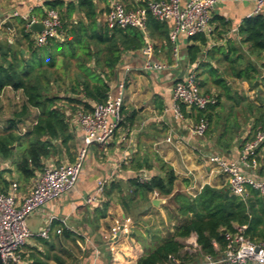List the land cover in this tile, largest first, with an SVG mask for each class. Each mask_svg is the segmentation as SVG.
<instances>
[{
    "label": "crops",
    "instance_id": "obj_1",
    "mask_svg": "<svg viewBox=\"0 0 264 264\" xmlns=\"http://www.w3.org/2000/svg\"><path fill=\"white\" fill-rule=\"evenodd\" d=\"M46 1L53 0H44ZM62 1L72 2L75 6L78 3V0ZM93 1L96 20L101 26H106V15L112 2L118 1L126 9L141 7L142 2ZM189 1L182 0V5ZM42 4L44 6V3ZM44 9L46 7L42 8L37 0H0V46L16 48L21 50L22 54H27L26 42L20 34V29H25L22 16L42 19L45 16ZM15 13L18 16H15ZM261 13H264V9ZM254 15V0L225 1L218 4L212 12L211 30L206 34L208 42L202 47L201 58L196 64H190L187 57V47L193 42L185 36H180L177 42L171 41L169 32L172 23L167 22L168 37L159 36L158 32L151 33L154 37L147 31L142 32L146 38L145 46L149 42L154 47L153 61L164 65L163 70L146 69L144 46L136 51L124 52L116 68L112 72L107 70L108 78L100 74L109 84V95L113 98L119 95L120 86L124 85V121L108 143L93 144L87 149L76 187L29 216V228L34 235L20 251V264H29L30 255L35 251L46 252L40 243V239L44 238L38 237V233L52 224V236L49 234V238L45 240H50L51 236L53 253L62 257L65 264H136L146 252L154 249L159 243L153 245L152 239H149L151 227L148 222L153 223L158 219L161 225H171L173 228L169 235L175 226L182 223V218L175 214L176 204L170 203L171 197H160L157 193H150L144 198L134 196L135 206L132 211L135 214L132 218L122 206V200L118 201L121 195L126 197V201L132 198L129 180L139 178L140 182H147L154 175H162L160 161L170 166L177 177L174 194L183 193L196 197L206 185L228 187L227 176L210 157L219 156L228 161L237 159L251 132L253 120L247 112L245 99L258 106L264 105V70L260 68L254 86L237 78L244 64H260L249 57L248 45L243 44L238 35L242 20ZM222 19H225L227 24L222 25ZM78 22L88 25L85 13L76 10L69 23ZM36 36V33H32L31 38L34 40ZM231 46L239 50L241 60L236 61L235 55L230 53ZM233 62L236 63L232 64ZM191 71L197 75L201 92L215 95L219 102L217 107L206 111L209 116L206 119L208 130L203 137L195 136L192 131L193 126L201 122L198 120L196 109L186 106L182 117H177L173 108L174 85ZM96 73L99 74V71ZM71 76L74 77V73H71ZM53 89L58 92L55 85ZM67 89L66 86L65 90ZM60 92L61 95L65 93ZM8 96H11L16 104L14 117L24 101L21 91L6 88L0 93V138L6 134L9 121L13 118L6 112ZM17 108L20 109L17 111ZM80 108L77 107V110ZM66 109L68 121L73 126L74 146L69 155L61 148L56 156L45 160V166L60 167L73 163L84 148L85 135L73 120L74 112ZM38 114L34 115L31 110L30 117L25 120L26 126L21 128L22 133L27 132L36 123ZM12 149L17 151L11 158H4L0 154V193L9 194L12 191V183H16V198L17 202L21 203L29 194L34 178L28 183L18 180L16 163L23 150L17 149L16 145L12 146ZM261 159H264V156H261ZM103 180H106V184L99 201L86 205V198L96 191L98 183ZM156 199L161 201L158 205L153 204ZM105 207L107 210L104 213ZM36 217H40L42 221L41 226L37 228L32 220ZM60 225L71 233L70 238L57 232ZM111 233L113 239L108 237ZM168 236H162L160 240ZM95 238L105 240L108 249L104 246L105 241ZM83 245L93 246L90 252L87 251V257L82 254L86 257L83 263L76 260L74 262L76 250L85 251ZM78 257L83 258L81 255ZM50 264L58 263L53 261Z\"/></svg>",
    "mask_w": 264,
    "mask_h": 264
},
{
    "label": "trees",
    "instance_id": "obj_2",
    "mask_svg": "<svg viewBox=\"0 0 264 264\" xmlns=\"http://www.w3.org/2000/svg\"><path fill=\"white\" fill-rule=\"evenodd\" d=\"M44 6L59 12L61 26L58 37L50 38L43 46H36L31 38L32 32L21 28L20 34L26 42L27 54H22L16 48L0 46V93L11 88L21 91L24 100L21 109L9 121L6 134L0 138V154L4 158L13 157L17 151L12 149L14 145L23 150L16 163V171L24 183L41 172L45 168V160L56 156L61 148L65 149L66 154L71 153L75 137L66 108L71 112H75L77 107L91 110L94 104L105 102L110 87L100 74L108 78L107 70L112 72L116 68L124 52L139 50L146 44L145 35L139 29H109L98 25L93 0H78L77 6L72 2L53 0L44 2ZM145 6L146 3L141 2V7ZM76 10L85 13L87 26L82 22L69 23ZM225 24L227 22L222 19V25ZM147 32L152 37L151 33L154 32L168 37V23L149 16ZM238 35L242 43L248 45L249 57L260 64H244L237 78L254 86L260 68L264 70V13L244 18L239 25ZM189 40L193 43L187 47L188 61L196 64L208 37L201 34ZM230 53L235 55L236 61L242 59L236 47L231 46ZM71 73H74V77ZM54 85L58 92L54 91ZM60 91H64V95ZM245 101L247 112L253 119L248 140L257 130L264 131V105H255L248 99ZM218 105L217 101L207 109ZM185 107L180 105L182 113ZM32 109L39 112L36 123L22 133L19 125L30 117ZM207 109L197 110L198 120L208 119ZM263 148L264 144L258 150L260 168L253 175L264 180V159H261L264 156ZM160 170L162 175H154L147 182H140L139 178L129 180L132 198L128 202L123 197L122 206L129 212L128 205L132 204V208L135 206L134 196L144 198L150 193H157L160 197H171L170 203L176 204L175 214L182 218V223L175 226L168 237L161 239L136 264H165L170 257L177 259L179 264H196L202 255L216 257L226 247L225 233L235 232L238 228H244V235L249 240L264 242V194L249 188L247 196L241 198L232 195L227 186L217 188L210 185H206L196 197L174 194L177 181L174 171L163 161H160ZM106 210L105 207L104 213ZM59 230L62 236L70 238L71 233L63 225H60ZM51 236L48 241L40 239L46 252L31 253L29 264H50L53 261L65 264L62 257L53 253ZM191 237L195 238L201 253L193 254L185 249L183 240Z\"/></svg>",
    "mask_w": 264,
    "mask_h": 264
},
{
    "label": "built area",
    "instance_id": "obj_3",
    "mask_svg": "<svg viewBox=\"0 0 264 264\" xmlns=\"http://www.w3.org/2000/svg\"><path fill=\"white\" fill-rule=\"evenodd\" d=\"M225 1L241 2L244 0H190L184 5H182V0H142L146 6L134 9H126L122 3L115 1L109 7L105 22L109 29L136 28L146 33L147 20L151 16L159 22H171L169 38L177 42L180 36L191 38L208 34L211 30L213 10ZM254 1L255 14L261 13L264 9V0ZM37 2L44 8L42 4L44 0H37ZM44 11L45 16L42 19L35 16H22L26 32L34 33L31 26L35 23L45 26L44 31L36 34L34 39L36 46H43L50 38L58 37V30L61 26L60 16L56 10L46 8ZM14 15L18 16L17 13ZM143 54L146 57V69L163 70L165 68L164 65L153 61L154 47L151 43L147 42ZM123 99L124 85L122 84L117 97L113 98L109 95L105 102L94 104L91 110L78 109L74 112L73 120L85 135L84 148L73 163L60 167L45 166L34 177L33 186L21 203L17 202L18 185L16 183H12V191L9 194L0 193V253L4 264H20L21 262L20 251L34 235L28 226L27 218L50 201L59 199L72 191L80 180L87 149L93 144H106L114 137L116 129L124 121ZM173 100V108L177 117H182L181 104L188 108L205 110L217 103L215 95L201 92L194 71L176 81ZM69 124L71 125L70 122ZM207 130V121H201L192 128L194 135L198 137H203ZM263 144L264 131L257 130L252 138L244 143L237 159L228 161L219 156L210 157V160L216 163L222 173L227 176L228 187L232 195L244 198L249 188L264 194V180L253 175L260 168L257 157L259 156L258 150ZM105 184L106 180L98 183L96 191L86 198V205H93L99 201ZM50 227L48 225L40 231L38 237L48 239ZM243 229L238 228L235 232H226L225 249L216 257L202 255L196 264H264V242L249 240L244 235ZM57 232L61 233V230ZM186 240H188L187 245H194V253H201L194 237ZM165 264H179V261L170 257L168 263Z\"/></svg>",
    "mask_w": 264,
    "mask_h": 264
},
{
    "label": "rangeland",
    "instance_id": "obj_4",
    "mask_svg": "<svg viewBox=\"0 0 264 264\" xmlns=\"http://www.w3.org/2000/svg\"><path fill=\"white\" fill-rule=\"evenodd\" d=\"M15 109H16V104H14V102L12 101V98H11V96H8V100L6 99V112H7V114H9V117H13L14 118V112H15ZM20 108H17V111L19 110ZM32 112H33V114L34 115H37L38 114V112H37V110L36 109H32ZM23 126H26V122L24 121V122H22L20 125H19V127H20V129L23 127ZM29 129V127L27 128V130ZM21 132H22V129H21ZM19 149H21V148H19ZM18 180H20L19 179V176H18ZM127 194H130V193H127ZM131 195V194H130ZM129 195V196H130ZM122 196V197H121ZM120 197H119V199H118V201L120 202L121 200H122V198L123 197H125V196H123V195H121ZM128 196V197H129ZM126 198V197H125ZM128 202H129V198H128ZM128 209H129V212H127L126 211V213L128 214V216H130L131 218H132V204H129L128 205ZM32 220H34V226H36V228H37V226H41V224H42V221H41V218L40 217H36V218H32ZM27 223H28V226H31V223H30V217H28L27 218ZM149 223V225H150V227H151V236L149 237V239H152V241H153V245H156L158 242H160V238L162 237V236H168L169 235V233H170V230H172V226L171 225H169V224H167V225H164V223H162V225L159 223V220L158 219H156L155 221H153V223H151V222H148ZM160 226H162V228H160ZM109 237V239L111 238V239H113V233H111V235H109L108 236ZM107 237V238H108ZM142 237H144V236H142ZM96 240H99V241H101V240H103L102 238H95ZM103 241H105V240H103ZM186 241H188V240H183V243L186 245V247H185V249L187 250V251H190L191 253H193V254H195L194 252H193V249L195 248L194 247V245H187L186 244ZM114 242V241H113ZM112 242V243H113ZM108 243L105 241L104 242V246H105V248L106 249H108ZM92 246L93 245H83V247L85 248L84 250L85 251H78V250H76V255L77 256H73V259H74V262H76V261H81V263H83V261H84V258H86L88 255H86L87 254V251H91V249H92ZM79 253H78V252ZM88 252V254H90ZM85 254L86 255V257H84L82 254ZM82 256L83 258L82 259H80L78 256ZM76 260V261H75Z\"/></svg>",
    "mask_w": 264,
    "mask_h": 264
},
{
    "label": "water",
    "instance_id": "obj_5",
    "mask_svg": "<svg viewBox=\"0 0 264 264\" xmlns=\"http://www.w3.org/2000/svg\"><path fill=\"white\" fill-rule=\"evenodd\" d=\"M31 30L36 33V34H40L42 31L45 30V26L43 24H38V23H35L31 26ZM158 202H161L159 199H156L153 204L154 205H158ZM0 264H4V261H3V258H2V255L0 253Z\"/></svg>",
    "mask_w": 264,
    "mask_h": 264
}]
</instances>
